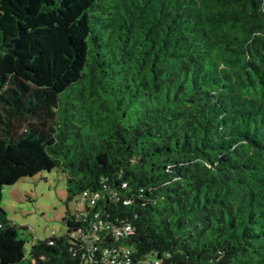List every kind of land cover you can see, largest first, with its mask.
Segmentation results:
<instances>
[{
    "label": "trees",
    "instance_id": "obj_1",
    "mask_svg": "<svg viewBox=\"0 0 264 264\" xmlns=\"http://www.w3.org/2000/svg\"><path fill=\"white\" fill-rule=\"evenodd\" d=\"M54 169L139 256L264 264V0H0V264H82L2 206Z\"/></svg>",
    "mask_w": 264,
    "mask_h": 264
},
{
    "label": "built area",
    "instance_id": "obj_2",
    "mask_svg": "<svg viewBox=\"0 0 264 264\" xmlns=\"http://www.w3.org/2000/svg\"><path fill=\"white\" fill-rule=\"evenodd\" d=\"M106 190L108 186H104ZM126 188L127 183H122ZM103 201V202H102ZM75 209L71 214L78 225L70 233L73 255L82 264H175L170 253L160 258L157 253L139 256L128 240L135 229L131 222L114 217L111 202L129 205L130 198H123L117 190L110 193L84 189L74 197ZM54 244V240L49 241Z\"/></svg>",
    "mask_w": 264,
    "mask_h": 264
},
{
    "label": "rangeland",
    "instance_id": "obj_3",
    "mask_svg": "<svg viewBox=\"0 0 264 264\" xmlns=\"http://www.w3.org/2000/svg\"><path fill=\"white\" fill-rule=\"evenodd\" d=\"M67 176L61 169L24 177L3 189L2 206L19 235L29 242L67 232L65 217L75 209L68 200Z\"/></svg>",
    "mask_w": 264,
    "mask_h": 264
}]
</instances>
